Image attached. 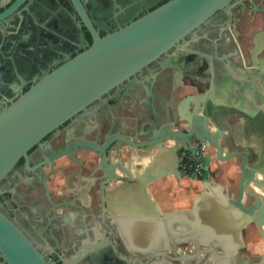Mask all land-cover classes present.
I'll use <instances>...</instances> for the list:
<instances>
[{
    "label": "flooded vegetation",
    "instance_id": "flooded-vegetation-1",
    "mask_svg": "<svg viewBox=\"0 0 264 264\" xmlns=\"http://www.w3.org/2000/svg\"><path fill=\"white\" fill-rule=\"evenodd\" d=\"M169 1L171 0H82L81 9L91 27L101 37H105L131 25ZM69 9V6L56 4L55 0H39L3 22L0 21V90L8 96H3V100L9 102V98L17 96V93H13L2 83L1 76L7 70L14 79H17V69L26 80L33 82L43 71L55 69V62H64L67 55L71 54L73 58L85 50L83 48L74 53L70 47L69 32L76 30L74 21L78 18L69 17ZM186 42L187 48L181 45L170 51L171 65L163 66L165 59L162 60V57L138 75V83L133 89L124 93L115 89L66 121L28 152V165L27 159L21 158L12 172L1 181L0 210L40 251L48 255L52 264H69L66 260L80 248H86L90 244H99L104 250L116 247L119 252L140 260L134 264H221V260H217L211 252L197 256L195 241L186 235L189 228L180 240L174 241L172 250H167V258L164 257V237L157 244L139 245L133 255L129 250L133 251L134 245L122 238L121 224L119 226L109 216H120L119 184L123 183L122 186L128 190L135 183L128 184L127 187L126 183L116 181L105 187V193H102L101 172L97 171L100 158L85 145L93 143L102 146L106 135L111 134L112 130L124 131L132 136L135 128L142 134L140 140H146L153 134L155 120L167 113L174 115L177 126L174 130H184L179 119L187 117V112L192 111V104L185 103L186 99L202 97L208 98L214 105L221 102L229 106L238 104V112L231 117L234 122L227 127V133L242 149V143L249 141L244 140V133L249 135L250 120L255 117L252 112L244 109L251 107L264 114V0H233L228 8L218 11L190 34ZM92 44L93 36L86 32L81 45L88 48ZM3 56L7 67L1 64ZM147 79L153 84L147 82ZM171 88L182 89L183 93L192 88L194 93H179L180 97L177 96L174 101L170 100ZM113 98L119 102L111 103ZM3 100H0L2 104ZM178 103L181 104V109L177 106ZM260 118L264 120V116ZM127 120H131V123ZM136 120L152 122L149 125H136ZM157 128L159 132L162 130L160 126ZM255 135L257 138L253 137ZM109 137L113 138L115 134ZM253 138V146L248 149L250 164L255 162L264 147V135L253 134L250 139ZM168 142L175 146L171 138H167L166 143ZM195 144H199L196 158L190 152L180 153V172L183 178L188 177L203 185L198 180L205 176L203 163H198L203 157L211 158L209 172L212 180L217 183L227 167L221 165L236 160L239 168L242 162L241 158L226 162L215 160L217 151L212 144H200L193 140L192 146ZM122 149L124 166H129L133 174L136 169L142 173L146 163L137 164L133 171V162L135 158L139 161L150 155L144 150L126 145ZM111 150L115 151L116 148ZM211 150L215 152L214 156ZM133 151H140L142 155L135 156ZM48 152L51 157L58 154L62 156L50 161ZM157 153L155 151L154 156ZM45 159L49 160V164L41 166ZM111 160L116 161L117 158L111 156ZM186 161H191L193 165L190 174L182 170ZM212 164L216 165L215 170H211ZM118 174L122 176L120 172ZM240 177L241 171L234 182L237 184L235 189L231 186L233 181H228L229 193L235 190V195L238 194ZM254 186L264 194V189ZM151 187L153 185L149 189ZM104 200L109 202L106 207ZM104 210H107L106 214ZM253 226L255 229H252ZM245 232L244 240L247 239V232L252 237L256 234L261 236L254 224ZM160 233L163 234V229ZM262 240L264 242L263 238ZM245 242V250L239 253L242 257L247 255L248 242ZM258 245L264 248L258 242L254 248ZM198 248L201 251L210 247L199 245ZM217 250L224 255L222 249ZM157 253L160 255L156 256ZM254 255H258L255 257L258 261L264 256L260 253L252 256ZM116 256L119 257L118 254ZM251 258L254 257L250 255L245 262L257 264ZM240 261L242 260L236 261V264ZM101 263V260H84L81 264ZM0 264H6L1 253Z\"/></svg>",
    "mask_w": 264,
    "mask_h": 264
},
{
    "label": "water",
    "instance_id": "water-1",
    "mask_svg": "<svg viewBox=\"0 0 264 264\" xmlns=\"http://www.w3.org/2000/svg\"><path fill=\"white\" fill-rule=\"evenodd\" d=\"M36 1L39 2L0 0V21L3 22L22 8H29ZM232 1L171 0L131 25L101 37L83 13L82 0H55L56 4L71 8L69 17L78 18L74 21L76 30L69 32L70 47L74 53L83 48L85 50L73 58L71 54L67 55L64 62H55V69L50 72L43 71L33 82L26 80L17 69V79L10 75L9 70L1 76L4 86L17 93V96L14 99L9 98V102H6L2 97L8 96L0 90V100L4 102H0V183L12 172L21 158L25 157L28 165V152L66 121L115 89H120L119 92L122 93L133 89L138 83V75L162 57V60L165 59L163 66L171 65L170 51L181 45L187 48V37L218 11L228 8ZM42 5L45 6L44 3ZM86 32L93 36V44L88 45V48L81 45ZM1 64L7 67L5 56L2 57ZM146 81L153 84L150 79ZM114 99L111 103L119 102ZM185 103L192 104V111L189 112L188 108L187 117L181 116L179 119L184 130H174L177 127L174 115L167 113L155 120L153 134L146 140H140L142 134L135 128L132 136L124 131L112 130L110 133L115 134V137L106 135L102 146L93 143L85 145L100 158L97 171L101 172L102 193H105V187L121 181L126 183L127 187L131 183L137 184L139 192L145 198H148L149 187L159 179L168 175L183 178L180 172V153L190 152L192 157L196 158L199 144L192 146L193 140L200 144H212L217 151L215 160L226 162L241 158L237 195L229 193L227 186L212 180L209 172L211 158L203 157L198 163H203L205 176L198 180L203 182L204 190L196 196L191 209L181 213H164L162 219L154 216L151 221L129 217L122 210L119 211L120 216H109L116 224H121L122 238L134 245L136 250L132 246L130 247L133 251L129 250L133 255L141 244H157L160 240V230L164 226V257L169 256L166 252L172 250L174 241L180 240L184 232L190 229L186 235L195 241L197 256L211 252L217 260H221V264H236V261H239V253L246 248L244 233L250 225L254 224L264 239V194L254 187L257 185L264 189V147L255 162L250 164L248 157V149L253 146L254 140L250 139V136L257 133L264 135V120H260V116L264 114L251 107L244 109L252 112L255 117L250 120L249 135L244 133V140L249 141L243 140L240 150L227 133V127L234 122L231 117L238 112V104L229 106L221 102L214 105L208 98L202 97L188 98ZM157 126L162 128L160 132ZM253 137L257 138V135ZM167 138H171L175 146L166 143ZM123 145L144 150L153 157L155 151L158 153L155 161H151L144 173H139V169H136L133 174L129 166H124ZM113 147L116 148L115 151L111 150ZM47 156L52 161L62 155L51 157L48 152ZM111 156L117 160L112 161ZM148 159L145 157L138 161L135 158L133 163L141 165L147 163ZM48 164L49 160L45 159L41 166ZM107 204L109 202L105 201L104 207ZM104 211L106 214L107 210ZM189 216L193 219L188 218ZM144 239L148 242L142 243ZM199 245L210 248L200 251ZM218 248L222 249L224 255ZM0 253L6 264H52L48 255L40 251L1 210ZM84 260H101V264L140 262L137 258L119 252L116 247L104 250L99 244L80 248L66 261L69 264H81ZM239 264H248V261H240ZM260 264H264V256Z\"/></svg>",
    "mask_w": 264,
    "mask_h": 264
},
{
    "label": "crops",
    "instance_id": "crops-1",
    "mask_svg": "<svg viewBox=\"0 0 264 264\" xmlns=\"http://www.w3.org/2000/svg\"><path fill=\"white\" fill-rule=\"evenodd\" d=\"M182 85L183 82H182ZM180 90L170 89V100H176L177 96H179V93L182 94H191L194 93L192 88L190 90H184L181 92ZM181 109V104L178 103V105ZM171 108V107H170ZM124 121V120H123ZM128 123H131V120H127ZM133 122V121H132ZM151 120H136V125H149L151 124ZM133 154L135 156H140L142 153L140 151H133ZM144 154V153H143ZM212 156L215 155V152L211 150ZM147 163L145 164V168L142 170V173L150 166L151 161H155L156 156H148ZM229 164V165H228ZM226 169L224 170V175H222L221 179H218L217 181L219 183H222L226 186H228V181L232 180L233 184L231 185L233 189H235L234 182L237 180L236 176L240 173L238 168V162L236 160L231 161L230 163H224L221 166H226ZM136 165L132 166V170L134 171ZM216 165H211V170H215ZM236 179V180H235ZM122 184H119L120 193L118 195V198L120 199V205L121 210L123 213L128 215L129 217H133L139 220H147L151 221L154 216H156L158 219H162V215L164 213L168 212H176L181 213L186 210H189L193 206V202L199 194L203 192V185L195 180H192L188 177L186 178H178L173 175L165 176L164 178L159 179L153 187H151L148 191V198L143 197V195L139 192L138 188L136 187V184L130 185V188L127 190L124 188ZM255 187V186H254ZM236 191L233 190L232 194H235ZM155 213V215H154ZM188 218L193 219L192 216H189ZM163 234L160 233L159 236L164 237V226H163ZM151 232H153L151 230ZM248 236H251L247 232V239L245 238V241L248 242V249H247V255L246 256H240L239 259L244 261L248 260L251 254L253 253H260L264 254V252H261L257 246L256 242L252 239H249ZM244 237H246V232L244 233ZM252 240V241H251ZM148 241L146 239L142 240V243H147ZM261 244V243H260ZM148 245V244H145ZM253 252V253H252Z\"/></svg>",
    "mask_w": 264,
    "mask_h": 264
},
{
    "label": "rangeland",
    "instance_id": "rangeland-1",
    "mask_svg": "<svg viewBox=\"0 0 264 264\" xmlns=\"http://www.w3.org/2000/svg\"><path fill=\"white\" fill-rule=\"evenodd\" d=\"M237 177L239 178V174H237L236 179H237ZM236 179H235V180H236ZM236 185H237V184H235V186H236ZM253 228L255 229L254 226L252 227V229H253ZM249 230H250V229H249ZM248 238H249V239H252V238H253L252 240H254L256 243L258 242L259 244L261 243L262 245H264V244H263L264 242H263L261 236H259V234H256L255 237H252V235H251V236H248ZM252 240H251V241H252ZM258 249H259L261 252H264V248H262L261 245L258 247ZM253 254H255V253H253ZM253 254H251V257H254V258H251V260H253L254 263L260 264V261H261V260L258 261V258H255V257L258 256V255H254V256H252ZM249 260H250V259H249Z\"/></svg>",
    "mask_w": 264,
    "mask_h": 264
},
{
    "label": "built area",
    "instance_id": "built-area-1",
    "mask_svg": "<svg viewBox=\"0 0 264 264\" xmlns=\"http://www.w3.org/2000/svg\"><path fill=\"white\" fill-rule=\"evenodd\" d=\"M192 166L193 165H192V162L191 161L184 162L183 168H182L183 172L186 173V174H190L192 172ZM197 170L198 169H196V171Z\"/></svg>",
    "mask_w": 264,
    "mask_h": 264
}]
</instances>
